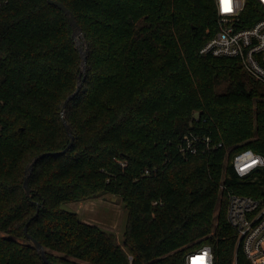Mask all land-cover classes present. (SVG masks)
Masks as SVG:
<instances>
[{
    "label": "trees",
    "instance_id": "1",
    "mask_svg": "<svg viewBox=\"0 0 264 264\" xmlns=\"http://www.w3.org/2000/svg\"><path fill=\"white\" fill-rule=\"evenodd\" d=\"M61 1L87 42L81 80L61 8L0 0V264H185L204 244L215 264H251L222 184L242 182L224 179L227 146L264 151V84L239 58L201 52L215 0ZM259 7L248 0L249 22ZM79 81L66 107L69 146L62 107ZM199 129L225 147L183 156V136ZM42 152L53 153L35 162L28 196L26 170ZM106 194L123 199L126 247L64 206Z\"/></svg>",
    "mask_w": 264,
    "mask_h": 264
},
{
    "label": "built area",
    "instance_id": "2",
    "mask_svg": "<svg viewBox=\"0 0 264 264\" xmlns=\"http://www.w3.org/2000/svg\"><path fill=\"white\" fill-rule=\"evenodd\" d=\"M257 1L259 16L249 22L248 0H227V4L224 0H215L216 30L203 44L201 52L239 58L248 74L264 84V0ZM194 119L199 121V113ZM218 147H225V144L199 129L183 136L179 151L188 157ZM226 158L232 172L226 167L224 179L236 175L242 180L236 184H222L229 197V223L238 234V247L251 264H264V151L251 147L234 150L227 146ZM236 187L252 193L238 192ZM185 264H215L212 246L204 244L191 250Z\"/></svg>",
    "mask_w": 264,
    "mask_h": 264
},
{
    "label": "rangeland",
    "instance_id": "3",
    "mask_svg": "<svg viewBox=\"0 0 264 264\" xmlns=\"http://www.w3.org/2000/svg\"><path fill=\"white\" fill-rule=\"evenodd\" d=\"M66 208L76 210L84 221L98 224L117 236V241L126 247L124 230L127 211L120 196L113 194L100 195L78 202H67ZM132 259V255H129Z\"/></svg>",
    "mask_w": 264,
    "mask_h": 264
},
{
    "label": "water",
    "instance_id": "4",
    "mask_svg": "<svg viewBox=\"0 0 264 264\" xmlns=\"http://www.w3.org/2000/svg\"><path fill=\"white\" fill-rule=\"evenodd\" d=\"M51 4H55L56 6H58L59 8H61L65 14L67 15L70 24L72 26L73 29V36L75 38V42L76 45L78 46L80 52H81V56H82V70H81V74L79 75V80H81V75L82 73H86V68H87V42L83 33V29L82 26L80 25L76 14L74 13L73 10H71L63 1L61 0H48ZM81 33L82 35V43L79 41L77 34ZM81 87V81H79V85L77 90L72 93L64 102L63 107H62V116H63V121L64 124L66 126V129L68 131V133L71 135V143L69 144V146L72 144V142L74 141V134H73V128H72V124L68 121L67 117H66V107L69 103V101L75 97V95L79 92V89ZM65 151V150H64ZM53 152H42L40 154H38L33 160L32 162L29 164L28 169L26 170V176H25V181H24V186H25V190H26V194L29 196L31 194V187L29 184V179H30V175L32 173L33 170V166L35 164V162L40 159L41 157L50 154ZM38 215V212L35 214V216ZM28 226H29V222H27L26 226H25V233L26 235L34 242V245L36 246V248L38 249L39 252H41L42 257L46 260H48L47 258V254L45 252V248L43 246V244L34 236H32L29 231H28Z\"/></svg>",
    "mask_w": 264,
    "mask_h": 264
},
{
    "label": "bare ground",
    "instance_id": "5",
    "mask_svg": "<svg viewBox=\"0 0 264 264\" xmlns=\"http://www.w3.org/2000/svg\"><path fill=\"white\" fill-rule=\"evenodd\" d=\"M77 37H78L79 41L82 43V42H83V41H82V35H81L80 32L77 34Z\"/></svg>",
    "mask_w": 264,
    "mask_h": 264
},
{
    "label": "snow or ice",
    "instance_id": "6",
    "mask_svg": "<svg viewBox=\"0 0 264 264\" xmlns=\"http://www.w3.org/2000/svg\"><path fill=\"white\" fill-rule=\"evenodd\" d=\"M224 3L227 4V0H224Z\"/></svg>",
    "mask_w": 264,
    "mask_h": 264
}]
</instances>
